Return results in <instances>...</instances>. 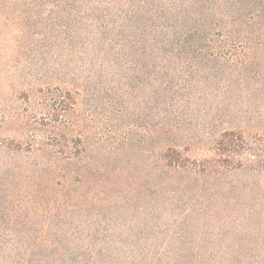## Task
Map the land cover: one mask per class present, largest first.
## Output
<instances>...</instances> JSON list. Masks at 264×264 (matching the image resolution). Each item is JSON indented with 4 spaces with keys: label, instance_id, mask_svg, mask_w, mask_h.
I'll return each instance as SVG.
<instances>
[{
    "label": "trees",
    "instance_id": "1",
    "mask_svg": "<svg viewBox=\"0 0 264 264\" xmlns=\"http://www.w3.org/2000/svg\"><path fill=\"white\" fill-rule=\"evenodd\" d=\"M0 19V264H264V0Z\"/></svg>",
    "mask_w": 264,
    "mask_h": 264
},
{
    "label": "rangeland",
    "instance_id": "2",
    "mask_svg": "<svg viewBox=\"0 0 264 264\" xmlns=\"http://www.w3.org/2000/svg\"><path fill=\"white\" fill-rule=\"evenodd\" d=\"M2 19H0V28H1V25H2ZM0 39L2 40L3 39V36L2 35H0ZM0 56H1V54H0ZM1 81H2V79H1ZM1 83V82H0ZM0 86H1V84H0ZM4 97L6 98V97H8V92H6L5 94H4ZM3 100H2V93L0 94V103L2 102Z\"/></svg>",
    "mask_w": 264,
    "mask_h": 264
}]
</instances>
